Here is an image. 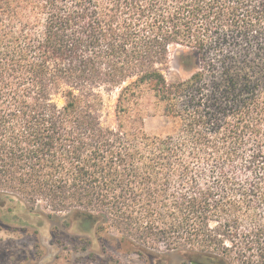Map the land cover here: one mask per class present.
<instances>
[{
	"label": "trees",
	"instance_id": "1",
	"mask_svg": "<svg viewBox=\"0 0 264 264\" xmlns=\"http://www.w3.org/2000/svg\"><path fill=\"white\" fill-rule=\"evenodd\" d=\"M177 47L194 67L170 82ZM146 88L173 134L144 131ZM7 203L150 263L264 264V0H0Z\"/></svg>",
	"mask_w": 264,
	"mask_h": 264
},
{
	"label": "rangeland",
	"instance_id": "2",
	"mask_svg": "<svg viewBox=\"0 0 264 264\" xmlns=\"http://www.w3.org/2000/svg\"><path fill=\"white\" fill-rule=\"evenodd\" d=\"M193 67L190 50L177 47L163 74L170 82L186 79ZM142 94L144 131L151 136L173 134V119L163 115L153 92L146 88ZM117 95V91L103 94L102 122L111 128L116 126ZM65 216L32 214L17 203L0 208V264H185V258L178 253L150 263L130 251L115 229L102 234L96 228L88 232L80 228L77 220Z\"/></svg>",
	"mask_w": 264,
	"mask_h": 264
},
{
	"label": "flooded vegetation",
	"instance_id": "3",
	"mask_svg": "<svg viewBox=\"0 0 264 264\" xmlns=\"http://www.w3.org/2000/svg\"><path fill=\"white\" fill-rule=\"evenodd\" d=\"M190 264H197V263H195V262H191Z\"/></svg>",
	"mask_w": 264,
	"mask_h": 264
}]
</instances>
